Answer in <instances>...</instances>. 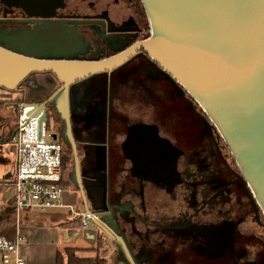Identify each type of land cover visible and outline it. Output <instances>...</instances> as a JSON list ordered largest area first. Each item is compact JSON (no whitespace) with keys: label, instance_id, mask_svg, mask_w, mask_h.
Returning <instances> with one entry per match:
<instances>
[{"label":"flooded vegetation","instance_id":"1","mask_svg":"<svg viewBox=\"0 0 264 264\" xmlns=\"http://www.w3.org/2000/svg\"><path fill=\"white\" fill-rule=\"evenodd\" d=\"M12 3L0 0V33L52 26L61 39L83 38L90 59L149 35L140 0H15V9L7 7ZM59 87L46 74L18 88L29 103H42ZM68 96L73 149L56 139L61 184L78 203L77 184L85 197L121 208L124 219L118 211L116 220L134 264H264V214L228 148L202 109L141 49L111 74L69 87ZM45 122L55 132L58 113L46 107ZM139 125L150 129L133 130Z\"/></svg>","mask_w":264,"mask_h":264},{"label":"water","instance_id":"2","mask_svg":"<svg viewBox=\"0 0 264 264\" xmlns=\"http://www.w3.org/2000/svg\"><path fill=\"white\" fill-rule=\"evenodd\" d=\"M140 2L148 22V37L102 59L77 58L70 53L51 55L49 51L77 46L67 33L61 39V32L52 26L38 25L22 35L13 31L0 33L15 44V49L0 45V90L12 93L22 81L35 75H51L60 84L42 103L20 100L6 103L5 107L12 108L16 115L18 104L29 105L32 111L28 116L41 112L38 122L45 120L46 107L55 110L59 126L50 138H58L73 149L68 88L111 74L141 49L174 87L184 91L205 113L264 214V0ZM144 129L150 128H133ZM140 140L136 142L138 154L143 151ZM9 142L10 138L0 146ZM135 169L141 173L137 166ZM76 186L83 210L95 215L88 221L99 243L111 242L122 251L126 264H134L116 220V212L122 217L121 208L95 198L90 208L91 199L85 197L79 184ZM128 212L131 213L130 204ZM72 232L76 234L77 230Z\"/></svg>","mask_w":264,"mask_h":264},{"label":"built area","instance_id":"3","mask_svg":"<svg viewBox=\"0 0 264 264\" xmlns=\"http://www.w3.org/2000/svg\"><path fill=\"white\" fill-rule=\"evenodd\" d=\"M20 104L10 136V142L14 144L12 177L1 184L12 191L15 217L23 211L50 212L66 208L72 223L76 220V227L88 231V219L95 218L94 213H87L82 207H67L62 200L59 142L51 140L44 119L38 122L41 112L34 117L28 116L32 107H21ZM21 241L20 235H14L12 239L0 236V264H25L17 253V244Z\"/></svg>","mask_w":264,"mask_h":264},{"label":"crops","instance_id":"4","mask_svg":"<svg viewBox=\"0 0 264 264\" xmlns=\"http://www.w3.org/2000/svg\"><path fill=\"white\" fill-rule=\"evenodd\" d=\"M23 91L26 98L27 91L26 89ZM15 100H21V94L18 93V91L7 93L0 90V110L3 117L8 118L14 115H12L13 110L5 107V104L9 102L15 103ZM14 125L10 128H4L3 125H0V127L4 128L3 130L0 128V142L10 138ZM5 146L6 145L2 148L3 162L0 163V210H7L10 206V211H13L15 216L11 197L8 196L5 198V195H3L4 192L10 189L1 185L3 182H7L11 179L12 174L11 177H8V173L10 171L9 169L14 167L13 158L6 160L4 157ZM62 200L67 207H82L77 201V194L70 189L63 193ZM32 217L38 220L34 224L32 222L30 224H18V217H16V222L14 219L13 224H11V228L13 229L12 238L14 235H20L22 238V241L17 244V253L24 260L25 264H56L57 253L62 257V251L64 249L78 250L75 253V256L78 258L89 259L94 258L95 255H99L100 258L106 261V264H124L120 256L119 248L111 242H109L108 245H105L104 242L100 245L99 237L91 228L86 231V241L84 244H78L79 233L75 234L72 232L74 228L78 227L72 222H66L68 217L72 218L68 215V210L66 208L58 211L38 212V215ZM4 221H6L5 217H0V223ZM95 243H97L96 247L94 246ZM94 248H98V252L95 250L91 251V249ZM60 261V264H65L64 257H62Z\"/></svg>","mask_w":264,"mask_h":264},{"label":"rangeland","instance_id":"5","mask_svg":"<svg viewBox=\"0 0 264 264\" xmlns=\"http://www.w3.org/2000/svg\"><path fill=\"white\" fill-rule=\"evenodd\" d=\"M12 2L13 3L11 5H8V6L6 5V6L9 7V8L13 7L15 9V0L14 1L12 0ZM83 22L87 23L88 20H84L83 19V21H79V23H83ZM70 39L73 40L77 46H75V49L73 47V49L70 50L68 53H70L71 55H74L77 58H89V59L91 58V56L86 55L84 53V51H82L83 43H84L83 38H80L78 36V38L74 39L73 38V34H72L70 36ZM0 45H2L4 47H9L10 49H15L14 48L15 44L11 40H9V39H7L5 37H2V36H0ZM23 90L24 89H22V88L21 89L18 88L17 90H15V91H18V93L21 94V100L22 101H28V103L30 101H33L31 98L26 99L24 97V91ZM12 115H13V112H12ZM0 125H3L4 128H10L12 125H14V115L13 116H9L8 118L7 117H3L2 116V112L0 110ZM0 128H1V130L4 129L3 127H0ZM46 129H47V131L51 132L52 131V125L50 123H48V125L46 124ZM4 157H5L6 160H10V158L11 159L13 158V160H14V144L12 142L6 144V146H5V156ZM0 175H1V173H0ZM68 190H69V188H66V187L63 186V193L67 192ZM3 195H5V198H7L8 196L11 197V191L10 190L6 191V192H4ZM91 201L92 202H91L90 208L94 204V199L91 198ZM8 205H9V203H8ZM35 215H38V211L37 210L23 211V212L18 213V215H17L18 216V224H20V223L30 224L31 222L33 224L36 223L38 220L32 217V216H35ZM0 217L1 218L5 217V220H6V221L0 223V230L11 228V224H13L14 219H15V222H16V217L14 216L13 211H10L9 213L6 214L5 210H0ZM8 219H10V220H8ZM72 221H73L72 218L68 217L66 222L71 223ZM74 229L77 230V233H79V238H78V241H77L78 244L79 243H83L84 244V242L86 241V231L80 230L79 228H74ZM94 246L96 247L97 243H95Z\"/></svg>","mask_w":264,"mask_h":264},{"label":"trees","instance_id":"6","mask_svg":"<svg viewBox=\"0 0 264 264\" xmlns=\"http://www.w3.org/2000/svg\"><path fill=\"white\" fill-rule=\"evenodd\" d=\"M5 212L6 214L10 212V206L7 210H5ZM12 234H13L12 228L0 230V236H3L7 239H12ZM93 250L98 252V248L91 249V251ZM77 251L78 250L76 249H64L62 251V257H64L65 259V264H106V261L103 258H100L99 255H95L94 258H89V259L78 258L75 256V253ZM62 257L60 254L57 253V259H56L57 263L56 264L61 263L60 259Z\"/></svg>","mask_w":264,"mask_h":264}]
</instances>
